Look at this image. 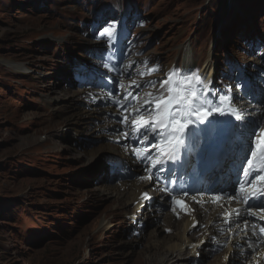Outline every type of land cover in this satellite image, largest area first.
Wrapping results in <instances>:
<instances>
[{
	"label": "rangeland",
	"instance_id": "1",
	"mask_svg": "<svg viewBox=\"0 0 264 264\" xmlns=\"http://www.w3.org/2000/svg\"><path fill=\"white\" fill-rule=\"evenodd\" d=\"M112 24L108 46L99 34ZM181 66L196 69L211 92L231 89L233 106L257 100L264 0H0V264H158L150 246L164 245L187 213L154 195L137 208L113 190L137 174L120 170L124 158L108 149L115 128L104 114L81 115V94L116 95L124 83V96L139 100L123 103L139 105ZM243 69L245 90L236 77ZM106 115L121 124L120 112ZM194 220L196 252L176 251L181 258L165 264H221L226 243L201 238L199 210ZM251 261L250 252L235 253L227 264Z\"/></svg>",
	"mask_w": 264,
	"mask_h": 264
},
{
	"label": "bare ground",
	"instance_id": "2",
	"mask_svg": "<svg viewBox=\"0 0 264 264\" xmlns=\"http://www.w3.org/2000/svg\"><path fill=\"white\" fill-rule=\"evenodd\" d=\"M207 68L209 69V72H211V66L210 68ZM210 78L211 76L208 78V83H210ZM252 83L257 86V83L255 81H252ZM129 88L130 87L127 84L121 83L120 90L116 95L111 93L106 94L103 91L96 90V92L83 91L81 95L84 99L87 100V106H85L81 115L92 116V114L98 111L104 114L103 117H99H102L105 120L106 125H114L115 128V132L112 135L113 143H110L108 149L124 158L125 163H119L120 170L122 168H128L129 171L133 169L137 174V176L132 180H119L115 184V186H112L113 190L115 189L116 192H118V194L120 195H128L129 200L133 202L134 206H136L137 208H139L146 201L142 198V193L147 192L149 196H158L162 203H167V197H169V202L172 203L173 208H180L185 213H187L189 221L183 224L181 227H178L170 235L169 240L167 239V242L164 245L154 242V244L150 246V257H155V260H157L158 264H165L174 257L181 258L180 256L182 255L177 252L182 251L187 247L189 248V252H196V247L200 244V240L195 241L194 239L190 238V228H192L193 224L195 223L194 211L199 210V212H201V214H203V216L205 217V221L202 225L201 238H212L214 239L215 243L219 244L226 243L225 252L222 257L221 264H227L229 257H231L235 253H239L244 258L245 256H247L248 252L251 253L252 257V261L250 264H264V235H260L253 228L254 225H258L260 223L261 217H264V212H261L259 210V205L254 206L250 203L244 202L239 194V179H235L234 181L235 175L232 172V169L237 167L238 164L233 163L232 168L229 167V163L232 162L231 158L233 156L237 155L239 157V162L241 154L244 153L239 148H236V138L232 137L231 143L226 145L225 151L223 153L228 154L229 157L225 159L223 166L221 168H216L210 174H204L202 176L201 171H199L198 168L194 167L195 165L193 162V154H191L188 158L189 163L184 168H181L180 166H182V162L185 160V150L181 148L178 154L180 162L177 166L173 167L175 161H165V164L163 165L166 170L169 166H172V174L168 176L166 180L163 179V177L161 178L160 182H157L155 180L150 181L147 179H141V177H146L149 174L145 171V169L146 167L150 166V162L147 161L148 163L146 164V160L141 161L140 159H138L134 154L133 149L148 148L149 152L152 155H155L156 150L154 148H151L150 145L155 144L156 139H152V134L149 133L148 135L150 139L143 140V133L137 134L136 132H133L130 124H119L117 122V117L112 120L108 115H106V113L115 115V113L120 112L121 116L123 117L127 114L124 112L120 105L124 104L122 101L124 100V92ZM253 90L255 93L254 95H256L257 97V100L246 97L241 99L240 101L234 102L237 103L234 106L232 105V102L231 105L225 104L224 115H221L220 113H214L213 116L208 117V120H230L233 124H243L244 122L239 123L235 119V115L228 113V107L232 106L238 109V113L246 116V120H250L252 118V120L255 121V124H252L251 120L248 121V129L254 128L257 124L260 127H264V93L260 95L255 90V88H253ZM226 92L227 95H232L230 89ZM115 97L117 99V102L111 103L115 100ZM98 100L103 101L105 106H102L101 103H96V101ZM139 105L129 106L128 109L129 111H131L133 108L139 107ZM210 106L212 105H205V107ZM136 116L137 113L132 112L130 119H135ZM205 123H207V121H205ZM101 126L102 125L100 124L97 127L100 128ZM189 127L190 129H194L197 127H203V125L194 124L190 125ZM124 133H129L127 138L123 137ZM135 135L138 142V145H136V147L134 146V142L132 141V138H134ZM226 136L227 134H225L221 139ZM249 137L250 140L248 139V137L247 139L248 143L250 144L251 136ZM185 141L186 143L188 142L187 130L185 133ZM126 164H128L130 167H128ZM157 167L160 166L158 165ZM116 168L118 167H115V169ZM193 174L195 178H199L200 181L199 183H196L195 186L190 187L189 191L187 192L188 195L184 196V192H186L184 187H182L185 183L184 181L189 177H192L191 175ZM209 178L214 179V181L212 182V187L205 186V183L208 182ZM193 180L195 179L193 178ZM165 187L168 189L167 193L160 190ZM220 191L226 193H220ZM214 194H223L222 196H224L225 198L221 201L213 203L212 197ZM173 195H175L178 199L183 200L187 205V208L185 209L182 206L174 204L171 198ZM229 195H236L237 198L234 200H229L227 199V196ZM193 197L195 199H193ZM250 206L255 215L249 214Z\"/></svg>",
	"mask_w": 264,
	"mask_h": 264
},
{
	"label": "snow or ice",
	"instance_id": "3",
	"mask_svg": "<svg viewBox=\"0 0 264 264\" xmlns=\"http://www.w3.org/2000/svg\"><path fill=\"white\" fill-rule=\"evenodd\" d=\"M114 31L115 24H112L103 28L99 35L100 37L107 36L111 43ZM104 67L108 68V65L104 64ZM152 71L154 69H149V72ZM140 75L143 76L144 73ZM132 83L136 84L137 88L141 87L136 81ZM151 87L157 90L156 94L147 93V98L139 107L129 111L126 104L120 105L127 113L122 117L120 123L130 124L132 131L137 134L143 133V140L150 139L149 133L152 134V139H156V143L150 145L156 150L155 155H152L148 148L133 149L138 159L150 162V166L145 169L149 174L141 179L160 182L163 177L166 180L172 174V166L166 170L163 165L165 161L179 163L178 154L181 148L185 150L183 163H189V156L196 153L209 166L221 168L227 154L218 152L217 144L225 134H229L236 138V148L246 153L247 164L243 170L244 176L252 177L251 180L239 184V194L245 203H249L250 198H254L259 205V210L264 212V127L257 124L254 128L248 129V120L244 115L238 114V109L232 106L228 107V113L235 115V119L243 121V124H233L230 120H208V117L213 116L214 113L224 115V102L231 105V101L239 97L211 92L208 84L198 72L169 73L166 79L159 81L158 87L156 84H151ZM217 98L219 104H216ZM123 99L139 100V95L129 92ZM205 105L215 106L205 107ZM132 112L137 113L135 119H130ZM251 123L255 124V121L253 120ZM192 124L203 125V127L190 129L189 126ZM186 130L188 132L187 143L185 141ZM128 135L129 133H124L123 137L127 138ZM248 135L251 136L250 144L247 139ZM158 165L160 167H157ZM160 190L168 192L166 187ZM187 195L188 193L184 192V196ZM142 198L151 199L147 192L142 193ZM171 198L174 204L187 208L183 200L178 199L175 195ZM224 198L220 194H214L212 202L215 203ZM236 198V195L227 196L229 200ZM193 199L195 198L193 197ZM173 210L175 211V209ZM249 214L255 215L251 206ZM260 231L264 233V228H261Z\"/></svg>",
	"mask_w": 264,
	"mask_h": 264
}]
</instances>
